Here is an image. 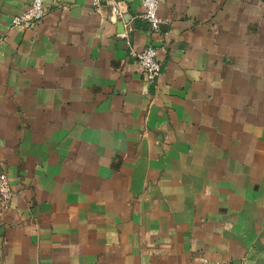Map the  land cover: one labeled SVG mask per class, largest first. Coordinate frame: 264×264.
I'll list each match as a JSON object with an SVG mask.
<instances>
[{"label": "crops", "instance_id": "1", "mask_svg": "<svg viewBox=\"0 0 264 264\" xmlns=\"http://www.w3.org/2000/svg\"><path fill=\"white\" fill-rule=\"evenodd\" d=\"M92 1L0 0L5 264H264V0Z\"/></svg>", "mask_w": 264, "mask_h": 264}, {"label": "built area", "instance_id": "2", "mask_svg": "<svg viewBox=\"0 0 264 264\" xmlns=\"http://www.w3.org/2000/svg\"><path fill=\"white\" fill-rule=\"evenodd\" d=\"M145 9L143 18L149 23L152 32H159L162 19L158 14L159 0H139ZM104 5H107L111 14L121 22H125L127 10L122 0H93L92 6L100 10ZM47 7L45 0H29L26 8L16 14L11 21L12 28L22 30H30L40 24L47 15ZM122 37L127 38V33L122 34ZM142 73L146 81L150 85H155L162 71V64L158 59V52L155 48L149 46L142 52L135 55ZM13 198V189L6 172L0 170V222L10 210V204ZM196 264H223L218 261H211L207 258H202Z\"/></svg>", "mask_w": 264, "mask_h": 264}, {"label": "rangeland", "instance_id": "3", "mask_svg": "<svg viewBox=\"0 0 264 264\" xmlns=\"http://www.w3.org/2000/svg\"><path fill=\"white\" fill-rule=\"evenodd\" d=\"M0 264H5L4 262V249H3V243L0 238Z\"/></svg>", "mask_w": 264, "mask_h": 264}, {"label": "water", "instance_id": "4", "mask_svg": "<svg viewBox=\"0 0 264 264\" xmlns=\"http://www.w3.org/2000/svg\"><path fill=\"white\" fill-rule=\"evenodd\" d=\"M121 26L123 27V23L121 22Z\"/></svg>", "mask_w": 264, "mask_h": 264}]
</instances>
